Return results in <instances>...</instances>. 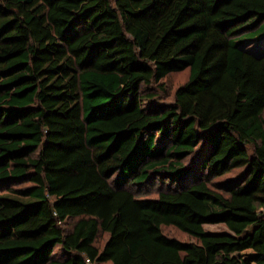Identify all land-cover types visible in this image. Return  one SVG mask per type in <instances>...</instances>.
<instances>
[{
	"label": "trees",
	"instance_id": "1",
	"mask_svg": "<svg viewBox=\"0 0 264 264\" xmlns=\"http://www.w3.org/2000/svg\"><path fill=\"white\" fill-rule=\"evenodd\" d=\"M0 264H264V0H0Z\"/></svg>",
	"mask_w": 264,
	"mask_h": 264
},
{
	"label": "rangeland",
	"instance_id": "2",
	"mask_svg": "<svg viewBox=\"0 0 264 264\" xmlns=\"http://www.w3.org/2000/svg\"><path fill=\"white\" fill-rule=\"evenodd\" d=\"M255 29L251 31H245L243 32L240 36V39H245V38H251V36L254 34ZM236 37V38H238ZM255 44V41H253V45ZM187 71L178 73V74H173L169 77H167L164 82V88H158L157 86H152L151 90L148 91V93L153 94L155 96V101H157L159 104H167L170 103L173 99V94L176 88H178L180 85H182L186 80H187ZM241 170H234L227 174L226 176L216 179L214 181H220L226 178H232L236 176ZM157 185H155L156 187ZM144 191V190H143ZM148 197H153V192H149L147 194ZM204 232L207 234H228L227 229L223 225H204L203 227ZM163 233L166 236L173 237L175 239L184 241V242H191L192 240L188 237H186L184 234L178 232L177 230L173 228H164ZM101 241H104V238H101ZM52 255L54 257L60 256L61 253L59 252L58 249H56Z\"/></svg>",
	"mask_w": 264,
	"mask_h": 264
}]
</instances>
